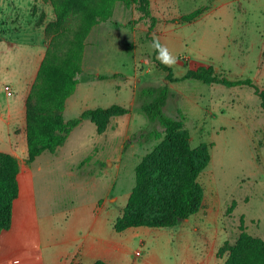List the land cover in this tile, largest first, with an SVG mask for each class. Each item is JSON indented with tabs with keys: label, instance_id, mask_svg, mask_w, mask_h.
<instances>
[{
	"label": "rangeland",
	"instance_id": "rangeland-1",
	"mask_svg": "<svg viewBox=\"0 0 264 264\" xmlns=\"http://www.w3.org/2000/svg\"><path fill=\"white\" fill-rule=\"evenodd\" d=\"M149 3L157 19L150 30L140 5L121 1L114 4L107 21L91 28L78 83L62 115L70 119L85 109L112 104L128 112L110 117L102 132L83 119L54 153L44 151L32 162L26 161L27 151L16 157L23 171L13 202L15 229L0 233V252L9 242H21L41 252L29 261L41 257L45 262L68 230L86 233L94 220V232L101 227L107 235L127 237L125 264H222L226 255L219 257L217 252L225 242L235 241L240 225L264 239V114L258 95L249 85L228 87L192 79L168 82L151 46L158 37L176 57L170 67L176 77L198 66H213L228 79L249 78L262 89L264 0ZM197 8L203 11L193 20L179 19ZM53 19L48 1L0 0V36L8 34L0 40L1 108H20L48 44L44 33L39 45L31 26L42 25L44 31ZM16 31L21 34L14 36ZM8 40L15 41L11 50ZM163 84L170 91L163 111L182 121L192 147L210 144V160L197 178L203 187L202 206L172 227L116 232L113 222L122 214L134 185L135 166L160 140L140 143L132 140V134L163 131L141 111L136 92L142 85ZM16 123L11 120L9 132L0 120L1 152L9 153L10 145L19 143L22 135ZM25 170L31 171L32 179ZM85 261L81 264L94 262Z\"/></svg>",
	"mask_w": 264,
	"mask_h": 264
},
{
	"label": "trees",
	"instance_id": "trees-1",
	"mask_svg": "<svg viewBox=\"0 0 264 264\" xmlns=\"http://www.w3.org/2000/svg\"><path fill=\"white\" fill-rule=\"evenodd\" d=\"M44 1L51 3L54 19L44 27L48 44L24 102L27 162L34 161L44 151L54 153L85 118L95 124L98 132H102L110 117L128 112V108L112 104L85 109L70 119L62 115L65 101L78 83L84 41L91 28L111 17L117 1L140 5L142 16L149 20V30L157 21L151 14L149 0ZM202 11L203 8H197L179 19L184 22L193 20ZM153 53L157 67L165 72L164 78L168 82L192 79L228 87H253L264 114V88H257L251 79H228L213 66H198L176 77L169 66L156 58L155 49ZM169 92L167 84L142 85L136 92L135 98L141 103V111L150 122L158 123L163 131L153 129L147 133L140 131L132 134V140L140 143L152 138L160 140L135 166L134 185L122 214L113 222L116 232L140 226L172 227L197 213L202 206L203 187L197 178L210 160V144L200 143L192 147L189 132L182 121L163 111ZM18 171L16 157L0 151V231L7 230L11 225L13 202L19 195ZM239 229L235 241L225 242L217 252L219 257L226 255L222 264H264V239L247 233L243 225ZM90 264L109 263L98 259Z\"/></svg>",
	"mask_w": 264,
	"mask_h": 264
},
{
	"label": "crops",
	"instance_id": "crops-1",
	"mask_svg": "<svg viewBox=\"0 0 264 264\" xmlns=\"http://www.w3.org/2000/svg\"><path fill=\"white\" fill-rule=\"evenodd\" d=\"M43 26H31V29L36 32L37 40L41 46L44 41V31ZM19 31L14 36L20 35ZM8 34L6 32L3 36H0V40H6ZM8 48L11 50L13 48L15 41H7ZM42 56L39 58L34 76L39 67ZM27 95V93H26ZM26 95L22 98V103L19 109L11 108L10 106L0 107V120L4 121L10 132L11 120H14L18 123L17 130L20 129L22 135L18 144L10 145L9 153L18 159H20L22 154L24 155L27 151L26 147V136H25V107L24 101ZM5 108V110H4ZM16 123V124H17ZM23 169L19 166V171L17 174V181L19 185V174ZM26 174L29 175L32 179V173L30 170H25ZM14 208V207H13ZM186 220V219H185ZM95 221V220H94ZM91 223L89 228L86 230V233H75L73 230H68L62 239L57 241L56 247L53 250L51 258L48 256V261L44 262V259L39 258L37 261H29L32 255L41 254V252L35 247H25L22 246L21 242L12 243L9 242L6 244L4 251L0 252V264H81V261L86 259L85 262H92L98 259L103 260L109 264H125V250H126V241L127 237L118 238L107 232H103L101 227H99L94 232L93 224ZM15 229L14 219L12 212L11 225L7 230L0 231L3 233H9ZM129 229L121 232L127 233ZM138 233V231H136Z\"/></svg>",
	"mask_w": 264,
	"mask_h": 264
},
{
	"label": "clouds",
	"instance_id": "clouds-1",
	"mask_svg": "<svg viewBox=\"0 0 264 264\" xmlns=\"http://www.w3.org/2000/svg\"><path fill=\"white\" fill-rule=\"evenodd\" d=\"M151 46L156 50L157 59L160 60L161 63L169 67L175 65L176 57L169 52L166 46L160 44L158 37L154 36Z\"/></svg>",
	"mask_w": 264,
	"mask_h": 264
},
{
	"label": "built area",
	"instance_id": "built-area-1",
	"mask_svg": "<svg viewBox=\"0 0 264 264\" xmlns=\"http://www.w3.org/2000/svg\"><path fill=\"white\" fill-rule=\"evenodd\" d=\"M137 254H138V252H137Z\"/></svg>",
	"mask_w": 264,
	"mask_h": 264
}]
</instances>
